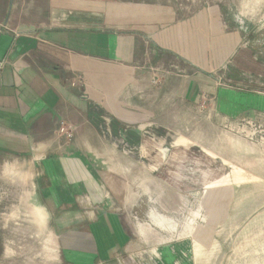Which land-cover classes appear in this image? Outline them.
<instances>
[{
	"label": "rangeland",
	"instance_id": "rangeland-1",
	"mask_svg": "<svg viewBox=\"0 0 264 264\" xmlns=\"http://www.w3.org/2000/svg\"><path fill=\"white\" fill-rule=\"evenodd\" d=\"M156 1L173 3L181 13L208 5L222 8L226 22L242 37L240 47L224 68L196 78L201 91L210 85L213 90L230 86L251 91L253 105L226 111L213 94L184 98V80L198 70L191 72L167 54L153 57L142 70L138 63L129 64L126 77L123 71L115 76L120 88L110 79L116 71L109 75L106 69L104 86L95 89L98 96L91 94L104 100L105 111L112 107L121 114L120 136L103 137L87 127L77 136L73 125L64 122L73 131L69 139L58 131L57 121L55 140L32 146L41 151H11L0 158V251L10 247L12 256L19 255L15 264H52L45 233L56 221L48 219V211L46 219H38L44 208L35 203L43 186L38 166L56 146L63 152L80 147L88 164L100 172L108 169L119 180L125 201L119 198L111 206L123 208L141 264H264V0ZM140 78L139 85H126ZM85 80L80 76L72 83ZM114 89L118 94L110 97ZM13 171L28 177L25 188L8 184ZM21 192L35 205L20 206ZM60 205L59 210L68 206ZM25 234L33 241L26 247L32 250L27 258ZM92 243L85 247L84 260L94 254ZM80 250L62 251L59 259L66 263V256ZM8 260L0 262L14 264Z\"/></svg>",
	"mask_w": 264,
	"mask_h": 264
},
{
	"label": "crops",
	"instance_id": "crops-1",
	"mask_svg": "<svg viewBox=\"0 0 264 264\" xmlns=\"http://www.w3.org/2000/svg\"><path fill=\"white\" fill-rule=\"evenodd\" d=\"M241 41L219 5L181 13L175 4L156 0H0V158L11 151L17 155L41 151L34 147H41V140H55L57 121L73 125L77 136L86 127L103 137L120 136L121 114L112 107L113 113L105 111L104 100H95L91 93L98 96L95 89L104 86L101 75L106 69L109 75L116 71L110 79L120 88L117 73L123 71L126 77L129 64L138 63L142 70L159 55L174 56L191 72L198 70L195 77L184 80V98L213 94L226 111L253 105L251 91L230 86L213 90L211 85L201 91L196 78L224 68ZM80 76L85 82L74 85ZM142 78L126 85L137 86ZM114 91L110 97L118 94ZM83 93L89 97L83 98ZM64 150L50 148L38 166L43 186L35 204L44 208L38 219H46L48 211V219L56 221L45 233L52 254L47 261L141 264L140 248L132 243L123 208L111 206L119 198L125 201L119 180L108 169L100 172L88 164L80 147ZM13 173L7 175L8 184L25 188L28 177L21 171ZM25 199L23 193L17 198L20 206L34 204ZM62 203L68 206L59 210ZM25 220H30L29 210ZM24 238L30 243H24L27 258L32 250L26 247L33 241L30 234ZM89 242L94 254L84 260ZM75 248L84 250L66 256V263L59 259L62 251ZM11 250L4 245L0 259L15 264L19 255L12 256Z\"/></svg>",
	"mask_w": 264,
	"mask_h": 264
},
{
	"label": "built area",
	"instance_id": "built-area-1",
	"mask_svg": "<svg viewBox=\"0 0 264 264\" xmlns=\"http://www.w3.org/2000/svg\"><path fill=\"white\" fill-rule=\"evenodd\" d=\"M58 131L65 135L67 138L70 139V137L72 136L73 134V131L71 130V127L66 125L64 122L61 121V124L59 125L58 127Z\"/></svg>",
	"mask_w": 264,
	"mask_h": 264
}]
</instances>
